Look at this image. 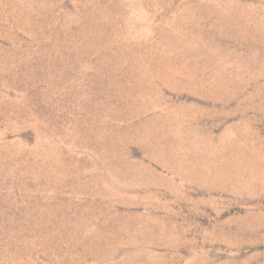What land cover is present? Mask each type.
<instances>
[{"label":"rangeland","instance_id":"1","mask_svg":"<svg viewBox=\"0 0 264 264\" xmlns=\"http://www.w3.org/2000/svg\"><path fill=\"white\" fill-rule=\"evenodd\" d=\"M0 264H264V0H0Z\"/></svg>","mask_w":264,"mask_h":264}]
</instances>
